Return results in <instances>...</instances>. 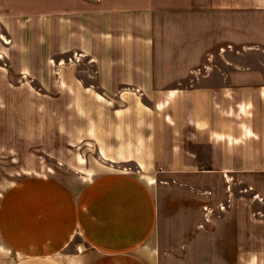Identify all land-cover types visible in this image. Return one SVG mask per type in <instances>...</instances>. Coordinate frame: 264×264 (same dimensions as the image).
Returning <instances> with one entry per match:
<instances>
[{"label":"crops","instance_id":"crops-1","mask_svg":"<svg viewBox=\"0 0 264 264\" xmlns=\"http://www.w3.org/2000/svg\"><path fill=\"white\" fill-rule=\"evenodd\" d=\"M59 118L94 165L0 166V264H264V0H0V161Z\"/></svg>","mask_w":264,"mask_h":264},{"label":"rangeland","instance_id":"rangeland-1","mask_svg":"<svg viewBox=\"0 0 264 264\" xmlns=\"http://www.w3.org/2000/svg\"><path fill=\"white\" fill-rule=\"evenodd\" d=\"M45 123V122H43ZM53 127L29 129L36 132V142L33 145L12 144L10 150L5 151L1 158V172L7 178H16L24 174L25 165L34 166V170L40 174L59 175L67 171H76L78 168L93 167V158L89 154L93 152L88 144L80 146L68 145L62 136L61 120H54ZM67 135V128H65ZM72 132V129L70 128ZM20 148L22 150H20ZM30 158H32L30 160ZM241 188H244L241 186ZM243 190V189H241ZM252 190V189H251ZM248 198L253 196L246 193Z\"/></svg>","mask_w":264,"mask_h":264}]
</instances>
